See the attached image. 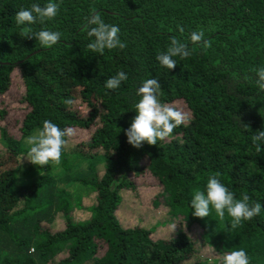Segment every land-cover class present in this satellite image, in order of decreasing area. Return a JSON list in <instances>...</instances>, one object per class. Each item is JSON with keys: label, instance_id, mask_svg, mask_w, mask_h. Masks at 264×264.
Here are the masks:
<instances>
[{"label": "trees", "instance_id": "16d2710c", "mask_svg": "<svg viewBox=\"0 0 264 264\" xmlns=\"http://www.w3.org/2000/svg\"><path fill=\"white\" fill-rule=\"evenodd\" d=\"M32 3L46 0H0V98L18 90L0 102V264H219L240 248L250 264H264V211L232 228L227 213L199 218L190 208L192 193L217 173L237 199L264 204V152L250 140L264 129V93L254 84V69L264 66V0H62L53 22L32 26L62 33L49 50L15 24ZM90 13L117 25L126 48L93 53ZM198 29L210 47L162 68L156 57L171 38L193 47L187 38ZM117 71L129 79L106 89ZM149 78L161 84L162 102L181 101L190 116L164 142L135 148L124 130L136 115V88ZM13 106L25 109L19 128L7 118ZM44 120L90 136L67 148L60 166L41 169L22 157L25 137ZM142 175L157 182L177 224L162 238L117 217L123 191L135 196L133 177Z\"/></svg>", "mask_w": 264, "mask_h": 264}, {"label": "clouds", "instance_id": "9594fccd", "mask_svg": "<svg viewBox=\"0 0 264 264\" xmlns=\"http://www.w3.org/2000/svg\"><path fill=\"white\" fill-rule=\"evenodd\" d=\"M62 0H46L42 6L40 3H32L29 8L20 9L15 15V24L21 29V35L35 38L40 48L45 50L54 49L61 41L62 33L50 27H42L39 31H33L36 24L46 25L53 22L60 12ZM89 27L88 36L91 42L87 47L93 52L103 55L106 50H123L126 44L120 37V28L109 24L98 13H90L87 18ZM184 33L182 27L179 28ZM205 31L198 29L188 36L193 47L188 42L173 36L164 51L158 53L156 59L162 68L172 70L177 66V59L184 60L192 56L194 47H210V42L205 38ZM255 71L254 84L257 90L264 93V66ZM129 79L125 71H117L115 75L104 81V87L108 90H118ZM136 96L139 97L132 105L136 115L131 120L130 126L125 129L127 141L135 148H141L146 143L157 145L173 135L174 129L181 125H187L189 116L184 111L172 107L161 100V84L156 78L143 80L136 88ZM76 101L66 100V104L73 105ZM247 130V126L241 123ZM76 135L72 127L61 128L52 120H44L42 127L35 133L29 134L24 139L27 147L25 156L39 168L44 166H60L63 152L66 151L69 138ZM251 145L257 154L264 152V129L254 132L250 137ZM191 214L195 217H209L214 209L215 214L223 220L225 213L231 217V227L236 228L243 222L251 221L260 216L264 211V204L259 201H250L249 196L244 195L237 199L236 194L220 179L219 174L207 177L204 191L196 190L190 200ZM177 224L173 227L176 229ZM209 264L213 261L209 259ZM219 264H250L248 253L240 248L226 252L222 255Z\"/></svg>", "mask_w": 264, "mask_h": 264}, {"label": "rangeland", "instance_id": "374dc122", "mask_svg": "<svg viewBox=\"0 0 264 264\" xmlns=\"http://www.w3.org/2000/svg\"><path fill=\"white\" fill-rule=\"evenodd\" d=\"M53 89H55L54 86ZM16 91H18L16 88L11 89L7 96L5 95L0 98V102L5 100L7 102L8 98L10 97L9 95ZM74 105L76 108L80 107L78 103H75ZM172 106L184 111L188 114V116H190V113L183 102L177 101ZM81 112L86 114L84 110H81ZM24 117V108H19L17 106L9 108L7 118L11 123L13 122L16 125V121H21ZM71 127L75 130L76 135L72 138H69L71 144H68L67 148L74 149L76 147L74 145L87 142L90 136V130L81 126ZM16 128H19V126L16 125ZM133 179H135L141 188L140 190H137V193H135L136 197L128 190L123 191V202L120 204L119 210L117 211V217L119 218L121 224L125 228L132 227L137 223L141 225L143 224L144 228L146 227L147 229L151 230L152 234L158 238H162L167 234H171L172 229L174 228L173 225L175 223H170V208L167 203L161 201V198H157L159 193L162 192L160 187H158L157 182L152 178V176L150 177L148 175H142L139 178L133 177ZM152 183V186H146ZM77 213L80 219L87 218L89 215L86 211H78Z\"/></svg>", "mask_w": 264, "mask_h": 264}]
</instances>
